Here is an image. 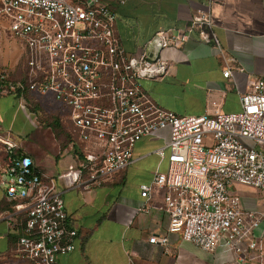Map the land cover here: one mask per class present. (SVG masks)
<instances>
[{
    "label": "built area",
    "instance_id": "1",
    "mask_svg": "<svg viewBox=\"0 0 264 264\" xmlns=\"http://www.w3.org/2000/svg\"><path fill=\"white\" fill-rule=\"evenodd\" d=\"M214 2L202 0L183 29L158 32L160 47L181 45L198 32L226 61ZM116 19L102 0H0L4 30L9 24L25 47L24 75L13 80L8 69L0 70V96L52 94L69 110L71 135L85 142L75 166L49 176L0 127V185L12 203L6 220L17 232L18 252L31 264H57L60 255L74 251L78 231L70 225L63 192L100 186L134 162L141 139L168 128L169 141L155 150L168 169L140 185L147 201L157 189L166 190L158 208L169 216L168 232L148 241L166 249L169 234H177L208 252L224 244L238 264H259L247 252L261 250L253 230L263 214L244 210L239 188L264 194V77L239 93L240 111L178 115L155 103L142 85L167 74L170 64L146 51L128 53ZM223 76H233L230 65Z\"/></svg>",
    "mask_w": 264,
    "mask_h": 264
},
{
    "label": "crops",
    "instance_id": "2",
    "mask_svg": "<svg viewBox=\"0 0 264 264\" xmlns=\"http://www.w3.org/2000/svg\"><path fill=\"white\" fill-rule=\"evenodd\" d=\"M102 1L115 11L116 34L131 54L146 51L162 30L186 27L202 6V0ZM212 14L227 62L195 32L181 45L161 48L159 57L170 64L168 73L142 82L155 103L178 115L235 112L241 109L239 93L251 90L255 80L264 77V0H215ZM226 65L232 68L231 78L223 76ZM22 98L35 103L34 96L27 92L0 96L2 131L16 139L23 153L49 176L75 166L80 142L71 133L64 142V135L46 130L51 129L52 119L58 118L61 127L69 131L67 120L59 114H46L36 119L39 128L30 130L32 127L21 123L27 118L21 107ZM34 131L40 141L22 138ZM50 134L54 137L52 142ZM169 139L168 128L144 137L134 148V162L125 170L100 186L80 185L63 192L70 225L77 229L78 236L76 249L60 255L57 264H238L224 244L208 252L177 234H169L166 249L148 241L152 235L168 232L169 216L158 208L166 190L157 189L147 201L141 196L140 185L157 170L168 169V160L161 159L155 150ZM4 164L5 155L0 148V172ZM239 189L244 210L263 214L260 225L253 230L261 250L247 253L252 261L264 264V194L251 187ZM147 204L149 210H142ZM11 210L12 203L0 185V264H31L17 250V232L8 227L6 217Z\"/></svg>",
    "mask_w": 264,
    "mask_h": 264
},
{
    "label": "rangeland",
    "instance_id": "3",
    "mask_svg": "<svg viewBox=\"0 0 264 264\" xmlns=\"http://www.w3.org/2000/svg\"><path fill=\"white\" fill-rule=\"evenodd\" d=\"M6 30H4V26L0 21V70L8 69L10 72V77L13 80L19 79L24 75L25 70V47L24 44L18 40L10 31L9 24L5 23ZM30 93V92H27ZM35 98V103L30 104V102L26 101L22 98V110L27 115V118L21 121L25 125L32 127L30 130L34 128H39V123H37V118H41L46 114H59L61 119L67 120V125L69 126V131L72 132L74 126L72 122L68 119L69 110L66 106L62 105L58 102L52 94L41 95L38 93H31ZM16 105V104H15ZM17 106V105H16ZM29 106V108L27 107ZM36 109V113L32 112V108ZM235 112L240 111V109H235ZM217 113V112H216ZM55 121H51L53 123ZM51 134L56 133L53 127H50ZM41 130H45L44 127L40 128ZM50 134V142L54 141V137ZM36 131L34 133H30L29 135L23 134L22 138L26 141H40V139L36 140ZM81 146L85 145V142H80Z\"/></svg>",
    "mask_w": 264,
    "mask_h": 264
},
{
    "label": "water",
    "instance_id": "4",
    "mask_svg": "<svg viewBox=\"0 0 264 264\" xmlns=\"http://www.w3.org/2000/svg\"><path fill=\"white\" fill-rule=\"evenodd\" d=\"M160 49H161L160 42H159L158 38L156 37L147 46L146 54L150 59L155 60L159 57Z\"/></svg>",
    "mask_w": 264,
    "mask_h": 264
},
{
    "label": "trees",
    "instance_id": "5",
    "mask_svg": "<svg viewBox=\"0 0 264 264\" xmlns=\"http://www.w3.org/2000/svg\"><path fill=\"white\" fill-rule=\"evenodd\" d=\"M28 102H30L31 105L34 104L33 102H31V101H29V100H28ZM31 108H32V107H31ZM32 111L36 113V109H35V108H32ZM40 119H41V118L39 117L38 120H40ZM57 119H58V118H57ZM57 119L55 118V122L51 123V124H52V127L55 129V131H56V135H57V136H60L61 134L65 136V137H64V138H65L64 142H66V141L69 140V138H70V133H71V132L66 131V129L64 130V129L61 127L59 120H57ZM42 123H43V122H42Z\"/></svg>",
    "mask_w": 264,
    "mask_h": 264
}]
</instances>
